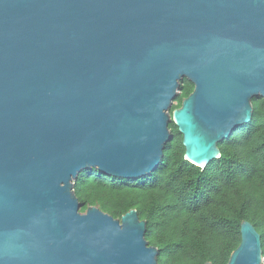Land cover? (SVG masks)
I'll return each mask as SVG.
<instances>
[{
	"label": "water",
	"instance_id": "95a60500",
	"mask_svg": "<svg viewBox=\"0 0 264 264\" xmlns=\"http://www.w3.org/2000/svg\"><path fill=\"white\" fill-rule=\"evenodd\" d=\"M256 96L264 0H0V264H158L135 208L80 210L77 174L149 175L171 121L204 167ZM240 233L226 264H264Z\"/></svg>",
	"mask_w": 264,
	"mask_h": 264
},
{
	"label": "trees",
	"instance_id": "16d2710c",
	"mask_svg": "<svg viewBox=\"0 0 264 264\" xmlns=\"http://www.w3.org/2000/svg\"><path fill=\"white\" fill-rule=\"evenodd\" d=\"M192 89L183 78L172 109ZM251 120L218 143L220 156L204 167L184 158L182 134L171 121L158 166L139 178H119L86 168L73 191L81 211L97 206L114 218L135 208L146 221L145 238L158 264H226L251 222L264 254V99H252Z\"/></svg>",
	"mask_w": 264,
	"mask_h": 264
},
{
	"label": "flooded vegetation",
	"instance_id": "af4514ba",
	"mask_svg": "<svg viewBox=\"0 0 264 264\" xmlns=\"http://www.w3.org/2000/svg\"><path fill=\"white\" fill-rule=\"evenodd\" d=\"M191 83H192V82H191ZM193 88H194V85H193V83H192V89H191V91H190L189 93H191V92H192Z\"/></svg>",
	"mask_w": 264,
	"mask_h": 264
},
{
	"label": "rangeland",
	"instance_id": "374dc122",
	"mask_svg": "<svg viewBox=\"0 0 264 264\" xmlns=\"http://www.w3.org/2000/svg\"><path fill=\"white\" fill-rule=\"evenodd\" d=\"M175 103H176V101L174 100L173 103H172V105H174Z\"/></svg>",
	"mask_w": 264,
	"mask_h": 264
}]
</instances>
